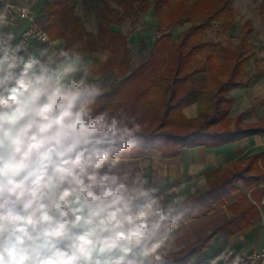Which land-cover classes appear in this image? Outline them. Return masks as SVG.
<instances>
[{"label":"clouds","instance_id":"obj_1","mask_svg":"<svg viewBox=\"0 0 264 264\" xmlns=\"http://www.w3.org/2000/svg\"><path fill=\"white\" fill-rule=\"evenodd\" d=\"M25 4L0 0V264H174L189 209L130 162L145 125L100 105L104 81L79 44L17 30Z\"/></svg>","mask_w":264,"mask_h":264},{"label":"trees","instance_id":"obj_2","mask_svg":"<svg viewBox=\"0 0 264 264\" xmlns=\"http://www.w3.org/2000/svg\"><path fill=\"white\" fill-rule=\"evenodd\" d=\"M170 1L104 0L96 11V33H90L74 16L75 0H52L46 11V31L51 41L63 39L64 47L79 44L85 54L122 52L121 62L102 63L96 58L90 62L99 77L111 71L120 78L111 90H106L100 105L113 110L120 105L145 125L144 142L130 159L154 154L175 158L187 149L217 148L254 136L264 138V122L242 125L236 121L232 125L230 119L234 104L230 92L241 87L243 80L252 81L245 73L251 56L243 55L239 47L245 37L232 49L234 53L206 39L205 31L213 26L219 36L234 25V9L229 0H178L175 7L169 6ZM149 11L157 21L160 35L146 60L132 67L126 36L111 27H121L126 20L139 23ZM185 25L188 28L177 39L168 33L169 29ZM248 26H243L245 34H249ZM261 73L262 68L256 64L255 74ZM115 98L118 103L112 105ZM191 104H197L198 114L187 119L183 110ZM262 197L264 153L232 161L208 173L206 189L183 202L189 210L175 227L222 207L231 218L186 250L171 254L174 264H191L219 232L226 233L229 241L239 239L257 219L259 212L254 202Z\"/></svg>","mask_w":264,"mask_h":264},{"label":"rangeland","instance_id":"obj_3","mask_svg":"<svg viewBox=\"0 0 264 264\" xmlns=\"http://www.w3.org/2000/svg\"><path fill=\"white\" fill-rule=\"evenodd\" d=\"M15 4H20V0H12ZM52 0H26V5H30L35 15L46 29L49 25L47 18V7ZM104 0H75L74 16L79 19L85 31L96 33V11L102 7ZM178 0H171L169 6L175 7ZM233 6L235 22L232 28L224 34L217 36V29L213 26L211 29L205 31L206 39L221 44L224 50H234L239 45L240 41L245 37V43L240 44L239 47L243 51V55H250V59L246 63V75L252 77L251 82L243 80L240 88L232 90L235 99L234 107L231 117L239 115L244 124H254L259 120L264 119V0H229ZM114 6V5H113ZM248 23L250 26L249 34H245L244 24ZM188 28L174 27L169 29L174 39H177L182 32ZM112 30L119 32L126 36L127 46L130 50L129 59L132 67H137L144 62L147 58L148 52L155 41L160 35L158 31L157 21L151 11L143 14L139 23H133L132 20H126L121 27L112 26ZM50 37V36H49ZM56 46L64 47L63 39L51 41ZM41 44V45H47ZM232 52L234 53L235 51ZM89 61L91 59H99L103 62H121L122 52L120 50L98 51L92 54H86ZM259 64L262 73L255 74V65ZM105 85L106 90H111L120 80L116 72H107L100 76ZM112 105L118 103V99L111 100ZM122 107L117 106L116 109ZM126 111V110H125ZM246 143V142H244ZM250 144V143H249ZM255 149L264 148L258 142H253ZM264 198V197H262ZM262 198L257 204L258 217L250 225L253 231L252 239L257 242L254 246L264 240V204ZM249 228V227H248Z\"/></svg>","mask_w":264,"mask_h":264},{"label":"crops","instance_id":"obj_4","mask_svg":"<svg viewBox=\"0 0 264 264\" xmlns=\"http://www.w3.org/2000/svg\"><path fill=\"white\" fill-rule=\"evenodd\" d=\"M231 92L230 95L233 97ZM233 100L235 102L234 97ZM183 114L187 119L195 118L198 114L197 104L186 106ZM231 114L232 125L236 121H239L242 125H256L264 122V119H261L254 124H244L239 115L232 118ZM253 142H258L260 144L259 148L264 146V138L254 136L232 145L217 148L197 147L187 149L175 158L165 159L160 154H154L145 158H132L130 162L145 168L147 176L159 188L162 197L167 199L181 197L182 202H184L194 193L203 192L206 189V175L211 171L232 161L244 159L253 154L264 153V148L255 149ZM243 192L246 194L244 190ZM230 218V213L225 207H222L205 217L175 227L170 238L171 254L186 250ZM252 232L249 226L244 234L235 241H229L226 233L219 232L208 248L198 254L193 261L195 264H205V261L215 258L222 249L228 247L249 250L255 247L254 245L257 243L255 239H252ZM219 264L225 263L219 261Z\"/></svg>","mask_w":264,"mask_h":264},{"label":"built area","instance_id":"obj_5","mask_svg":"<svg viewBox=\"0 0 264 264\" xmlns=\"http://www.w3.org/2000/svg\"><path fill=\"white\" fill-rule=\"evenodd\" d=\"M15 4V3H14ZM19 6V4H17ZM29 11L27 18H22L19 13L12 12L10 18L15 17L14 24L17 30L24 31L25 34L35 44H47L50 42V37L46 29L38 21L33 8L26 5ZM264 204V198H262ZM257 206V204H256ZM215 258L225 264H264V240L258 246L249 250L228 247L222 249Z\"/></svg>","mask_w":264,"mask_h":264}]
</instances>
